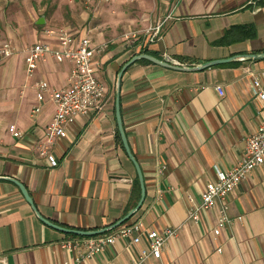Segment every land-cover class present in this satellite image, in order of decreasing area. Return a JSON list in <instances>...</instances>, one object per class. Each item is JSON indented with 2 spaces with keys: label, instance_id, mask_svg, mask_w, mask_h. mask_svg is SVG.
<instances>
[{
  "label": "crops",
  "instance_id": "1",
  "mask_svg": "<svg viewBox=\"0 0 264 264\" xmlns=\"http://www.w3.org/2000/svg\"><path fill=\"white\" fill-rule=\"evenodd\" d=\"M71 1L72 21L81 15L91 28H70L89 35L99 48L98 75L105 79L108 97L102 111L78 116L67 138L53 143L56 167L38 145L55 116L50 92L68 86L71 64L52 58L30 76L25 51L45 35L24 40L11 22L0 23V41H11L18 52L11 58L0 55V260L7 264H76L78 258L80 264H134L149 248L145 237L140 243L120 237L92 259H83L87 236L47 225L19 185L7 179L22 182L37 210L67 228L103 229L127 215L142 188L119 131L116 86L122 65L134 55L146 51L192 66L264 53V0L117 1L96 13ZM160 23L157 39L148 42L146 30ZM133 32L137 38L125 39ZM255 77L264 87V59H238L202 71L140 60L125 71L123 124L146 185L145 201L127 223L142 220L146 229L161 231L180 227L162 257L143 264H264V164L231 192L230 223L221 225L219 203L202 213L200 221L189 219V210L201 203L218 172L233 169L242 159L247 137L264 119ZM40 81L51 87L43 102L38 98ZM38 105L41 110L33 115ZM13 124L23 132L21 138L9 131ZM218 226L220 235L215 234Z\"/></svg>",
  "mask_w": 264,
  "mask_h": 264
},
{
  "label": "built area",
  "instance_id": "2",
  "mask_svg": "<svg viewBox=\"0 0 264 264\" xmlns=\"http://www.w3.org/2000/svg\"><path fill=\"white\" fill-rule=\"evenodd\" d=\"M87 9L97 10L103 4L122 1L133 3L137 0H73ZM162 23L151 26L146 30L148 42H154L160 34ZM45 39L27 48L26 64L27 72L33 76L39 69L41 63L49 59H55L60 63H70L71 70L68 78L69 84L66 87L54 89L48 81L37 83L38 98L44 101L45 94L49 91L50 97L55 104L56 111L52 122L46 129L45 138L38 145L39 153L48 158L52 167L59 165V159L50 153L53 143L57 139H65L68 136L70 127L74 124L78 116H89L91 110L102 111L108 97V87L101 79L98 72L102 64L96 55L99 48L94 47L89 35H82L70 27L47 28L43 31ZM138 34L134 33L133 38ZM130 38V37H128ZM17 51L11 41H0V55L11 58L17 55ZM165 61L179 65V62L168 57ZM170 60V61H169ZM220 95H225L224 87L216 85ZM255 94L264 99V87L261 79L255 77L253 81ZM41 106L32 109L33 115H37ZM9 131L17 138L23 136L17 125L10 126ZM264 164V119L260 123L257 131L248 136L246 140L245 154L242 159L229 171H219L215 182L208 184L199 205H194L189 210V219L200 221L202 213L211 209L215 204L221 205L220 223H230L229 216V196L231 192L257 167ZM193 202V199H191ZM180 227H167L164 230L146 229L142 220L123 224L110 232L85 237L82 241L85 244V255L82 257L93 258L110 245L117 242L120 237H133L134 243H140L145 237L149 248L139 253L134 264H143L151 257L161 258L164 250L170 242L178 236ZM215 234H221V228H215ZM72 246L71 243L69 245ZM220 251L222 249H219ZM78 258L76 264H80ZM0 264H7L5 260H0Z\"/></svg>",
  "mask_w": 264,
  "mask_h": 264
},
{
  "label": "water",
  "instance_id": "3",
  "mask_svg": "<svg viewBox=\"0 0 264 264\" xmlns=\"http://www.w3.org/2000/svg\"><path fill=\"white\" fill-rule=\"evenodd\" d=\"M46 19L44 16H42L39 20H38V24L43 25L45 24ZM149 60L152 61L156 64L171 68V69H175V70H181V71H202L205 70L207 68H211L213 66H217L220 64H224V63H229L235 60H251V59H264V53H255V54H245V55H236L230 58H226V59H218V60H212V61H208L205 63H201L199 65H192V66H184V65H177L174 64L172 62H168L165 61L163 59H159L149 53H140L137 55H134L130 60H128V62H126L122 69L119 71L118 73V77H117V86H116V117H117V122H118V126H119V131L122 137V141L124 144V147L126 149V152L129 156V158L131 159V161L134 163L137 173H138V177L141 183V188H142V194H141V198L138 202V204L131 209L127 215H125L122 219H120L119 221H117L116 223L107 226L103 229H98V230H79V229H71V228H67L61 225H58L54 222H52L51 220L45 218L36 208L34 201L27 189V187L20 181H18L15 178L12 177H8L7 179L15 182L17 185H19L21 191L23 192L24 196L26 197V199L28 200V202L33 205V208L35 209V211L37 212V215L39 216V218L45 222L47 225L58 229L60 231H63L65 233H70V234H75L78 236H96V235H100V234H104L107 232L112 231L113 229L123 225L124 223H126L128 220H130L137 212L138 210L142 207L144 201H145V197H146V185H145V178H144V174H143V170L141 168L140 163L138 162V160L136 159L135 155L133 154V151L131 149V146L129 144V140L127 137V134L125 132V128H124V124H123V117H122V111H121V90H122V80H123V75L125 73V71L127 70V68L131 65H133L134 63L140 61V60Z\"/></svg>",
  "mask_w": 264,
  "mask_h": 264
},
{
  "label": "rangeland",
  "instance_id": "4",
  "mask_svg": "<svg viewBox=\"0 0 264 264\" xmlns=\"http://www.w3.org/2000/svg\"><path fill=\"white\" fill-rule=\"evenodd\" d=\"M70 3H72L71 0H0V23L11 22L12 28L22 31L20 35L24 37V40H30V38L32 40L33 34L40 37V33L46 28L72 27L87 28V30L91 28L89 22L84 23L85 19L81 15L78 16L77 21H72ZM83 9L91 13L98 11V9L85 7ZM42 16L45 17L46 22L40 25L38 20ZM124 37L125 39L133 38L132 36L128 38L127 35ZM102 79L105 81L104 78Z\"/></svg>",
  "mask_w": 264,
  "mask_h": 264
},
{
  "label": "trees",
  "instance_id": "5",
  "mask_svg": "<svg viewBox=\"0 0 264 264\" xmlns=\"http://www.w3.org/2000/svg\"><path fill=\"white\" fill-rule=\"evenodd\" d=\"M241 28L242 29H246L247 31H249V28L247 27V26H241ZM232 32H233V30H230L227 34H226V36L221 40V42H225V41H227V38L229 37V35L230 34H232ZM254 34V33H253ZM142 53H147L146 51H143ZM140 54V53H139ZM143 60H145V59H143ZM146 61H148V60H146ZM123 66V65H122ZM140 187V186H139ZM140 191H141V188L139 189ZM140 195V194H139ZM127 223V222H126ZM126 223H124V224H126Z\"/></svg>",
  "mask_w": 264,
  "mask_h": 264
}]
</instances>
